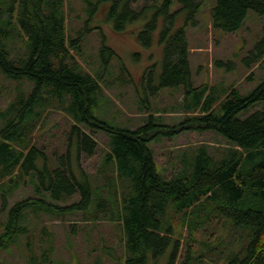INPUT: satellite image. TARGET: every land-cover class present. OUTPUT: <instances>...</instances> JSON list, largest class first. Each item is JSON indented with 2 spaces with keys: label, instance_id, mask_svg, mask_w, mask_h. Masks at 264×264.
I'll use <instances>...</instances> for the list:
<instances>
[{
  "label": "trees",
  "instance_id": "1",
  "mask_svg": "<svg viewBox=\"0 0 264 264\" xmlns=\"http://www.w3.org/2000/svg\"><path fill=\"white\" fill-rule=\"evenodd\" d=\"M113 1L111 15L116 18L117 6H124L122 23L140 18L150 8L137 12L133 4L138 0ZM175 1L163 0L160 7L154 4V17L140 38L157 32L159 19L165 17L161 33L164 70L156 89L183 86L186 111L191 115L177 126L161 125L151 115L147 124L133 131L114 129L92 115V107L103 103V88L100 80L80 68L71 52L79 54L75 41L67 36L65 0H0V69L13 80L35 85L30 94L20 92L0 112L4 120L0 182L37 178V191L49 193L55 201L64 203L80 196L77 203L67 206L43 198L16 203L0 236V250L24 230L20 222L25 211L38 208L52 215L83 213L84 220L92 223H122L124 247L119 259L125 264L157 263L170 248L169 264L180 259V264H264V107L244 115L264 102V82L246 96L235 87L225 92L215 86L193 87L189 24L178 27L177 17L188 12V22L194 19L197 26L202 1L177 0L181 8L172 12ZM215 3L211 10L215 32H237L251 10L264 16V0ZM93 6L89 1L90 11L96 9ZM14 34L26 48V55L17 59L11 57L7 43ZM263 43L257 46L258 54L252 55L254 64L264 61ZM148 79L154 85L155 78ZM56 103L75 124L68 134V149L56 152L52 161L46 151L30 144L44 114ZM81 125L111 137V150L104 159L105 172L111 177H106L102 188H94L92 177L82 167V156L93 157L98 142ZM208 130L228 143L188 147L174 159L171 175L159 170L149 143ZM42 256L41 264H45L50 255L44 252Z\"/></svg>",
  "mask_w": 264,
  "mask_h": 264
},
{
  "label": "rangeland",
  "instance_id": "2",
  "mask_svg": "<svg viewBox=\"0 0 264 264\" xmlns=\"http://www.w3.org/2000/svg\"><path fill=\"white\" fill-rule=\"evenodd\" d=\"M65 1L67 36L75 41L79 54L74 49L71 52L80 68L100 80L103 88V103L100 107H92L94 117L105 121L114 129L136 131L149 122L151 115H154L157 123L167 126H177L187 115H191L186 111V89L183 86L156 89L164 70L165 55L161 33L165 17H159L157 32L147 33L144 39L140 38V34L154 17V4L160 7L163 0H138L133 4L137 12L143 11L147 6L150 8L140 18L123 23L120 14L125 11L124 6H117V18L111 15L113 0ZM89 1L93 3L94 9L96 7L95 10L90 11ZM201 1L200 11L195 18L197 26L193 24L194 19H189L188 22V12L177 17L178 27L187 28V23L189 24L187 33L192 49L190 63L193 87L215 86L221 92L235 87L245 96L249 95L264 82V61L254 64L252 58V55H257L260 51L257 49L258 44L264 42V16L251 10L237 32H215L211 17L215 0ZM180 8L181 5L176 0L172 12ZM7 43L11 48V57L17 59L26 55L25 44L18 35L14 34ZM150 77L155 78L154 85L157 86L149 84ZM34 87V83L29 80H13L0 69V112L7 110L20 92L30 94ZM263 107L264 102L258 103L244 115L248 116ZM74 124L73 117L56 103L44 114L30 146L36 145L43 149L52 156L53 161L56 152L64 153L68 149V134ZM3 126L4 120L1 118L0 129ZM81 127L98 142V150L93 157L82 156V167L92 177L94 188H102L106 177H111L110 172H105L108 167L104 163L111 150V137L106 132H93L84 125ZM227 143L223 136L208 130L160 137L149 143V147L159 170L166 171L169 176L173 171L174 159L181 150L201 144ZM38 164L42 168L44 161L40 160ZM17 181L16 179L11 184L8 181L4 185L0 182V236L5 233L12 207L20 201L43 198L54 205L67 206L80 199L77 195L68 202H58L51 195L47 197L36 193L35 185L40 184L37 178L28 177ZM37 209L25 211L20 222L24 230L12 241L16 244L11 243L5 248V251L10 249L11 252L1 253L7 259L15 255L12 262L19 260L18 264H39L44 252L50 255L46 264H52V260L55 261L53 264H95L97 260H101V264H108L105 261L111 260V256L124 261L119 259L123 257L124 247L122 223H92L84 220L83 213L52 215ZM197 238L201 239V235L197 234ZM194 245L197 249L198 243ZM171 252L172 248L157 263L151 261L149 264H169ZM180 263L181 259L177 264Z\"/></svg>",
  "mask_w": 264,
  "mask_h": 264
},
{
  "label": "crops",
  "instance_id": "3",
  "mask_svg": "<svg viewBox=\"0 0 264 264\" xmlns=\"http://www.w3.org/2000/svg\"><path fill=\"white\" fill-rule=\"evenodd\" d=\"M36 186L37 185H35V188H36ZM36 191H37V189H36ZM37 194H39V192L37 191L36 192ZM40 194H42V195H44V196H47V197H50V194L49 193H44V192H41ZM45 231H46V233H47V235H49V233H48V231L45 229ZM14 244H16V242H13ZM8 247V246H7ZM6 249L5 248H3V249H1L0 250V264H18V261L19 260H17L16 262L14 261V262H12V260H13V258L15 257V255L13 256V257H10V259H7L6 258V255H4V254H1L2 253V251H4V252H11V250L10 249H7V251H5ZM50 257V256H49ZM19 259V258H18ZM110 259V258H109ZM43 261V258H42V260H41V262ZM48 261V260H47ZM41 262H39V264H41ZM55 261L54 260H52V264L54 263ZM105 262H108V264H116V262H119V263H121V264H125L124 263V261H118L117 259H111V260H107V261H105ZM102 262H101V260H97V262L95 263V264H101ZM46 264V263H45ZM48 264H50V263H48Z\"/></svg>",
  "mask_w": 264,
  "mask_h": 264
}]
</instances>
